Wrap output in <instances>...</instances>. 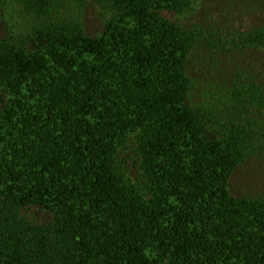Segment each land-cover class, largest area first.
I'll list each match as a JSON object with an SVG mask.
<instances>
[{
	"label": "trees",
	"instance_id": "obj_1",
	"mask_svg": "<svg viewBox=\"0 0 264 264\" xmlns=\"http://www.w3.org/2000/svg\"><path fill=\"white\" fill-rule=\"evenodd\" d=\"M199 2L0 0V264H264V17Z\"/></svg>",
	"mask_w": 264,
	"mask_h": 264
},
{
	"label": "rangeland",
	"instance_id": "obj_2",
	"mask_svg": "<svg viewBox=\"0 0 264 264\" xmlns=\"http://www.w3.org/2000/svg\"><path fill=\"white\" fill-rule=\"evenodd\" d=\"M85 9H87L85 15L87 31H100L101 27L97 21L95 10L93 11L92 8H88L87 6ZM262 17H264V0H200L197 10L189 15V20L194 24H204V28L207 29L212 25H215L223 31L224 37H228L229 35L248 31L256 26ZM230 38L231 36L228 37V39ZM251 56L240 57L243 61L242 63L257 58L258 62H256V64L254 63L255 66L251 63V67L256 71H259V74H262L261 70H264L262 56ZM217 73L220 74V78L227 81L230 80L226 73L221 71H217ZM222 83L230 87L228 83L221 81V84ZM213 84L215 85L216 82L214 81ZM245 179L246 177L242 175L240 171H237V173L231 178L230 184L234 191L238 192L237 194L248 191V189L246 191L248 182L244 181ZM34 212L35 215L39 213V211Z\"/></svg>",
	"mask_w": 264,
	"mask_h": 264
}]
</instances>
